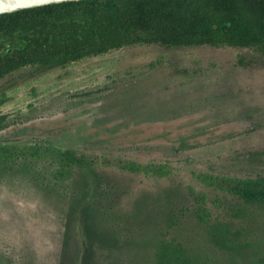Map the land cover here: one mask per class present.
I'll return each mask as SVG.
<instances>
[{
    "label": "rangeland",
    "instance_id": "374dc122",
    "mask_svg": "<svg viewBox=\"0 0 264 264\" xmlns=\"http://www.w3.org/2000/svg\"><path fill=\"white\" fill-rule=\"evenodd\" d=\"M242 183H264L262 48L139 43L0 78V264H153L166 241L264 264Z\"/></svg>",
    "mask_w": 264,
    "mask_h": 264
},
{
    "label": "trees",
    "instance_id": "16d2710c",
    "mask_svg": "<svg viewBox=\"0 0 264 264\" xmlns=\"http://www.w3.org/2000/svg\"><path fill=\"white\" fill-rule=\"evenodd\" d=\"M139 43L264 49V0H75L0 14V78L23 66L42 70ZM80 165L82 156L64 152ZM240 199L264 204V183H242ZM199 220L226 239L223 222ZM153 264H199L174 241L159 244Z\"/></svg>",
    "mask_w": 264,
    "mask_h": 264
},
{
    "label": "clouds",
    "instance_id": "9594fccd",
    "mask_svg": "<svg viewBox=\"0 0 264 264\" xmlns=\"http://www.w3.org/2000/svg\"><path fill=\"white\" fill-rule=\"evenodd\" d=\"M47 2L48 0H15V3L5 4L4 0H0V5H2V7H0V14H2L5 11V9L14 11L20 7L30 6L34 4H43Z\"/></svg>",
    "mask_w": 264,
    "mask_h": 264
},
{
    "label": "water",
    "instance_id": "95a60500",
    "mask_svg": "<svg viewBox=\"0 0 264 264\" xmlns=\"http://www.w3.org/2000/svg\"><path fill=\"white\" fill-rule=\"evenodd\" d=\"M64 1H75V0H48L47 3H43V4H34V5H30V6H24V7L17 8V9L14 10V11L22 10V9H26V8L37 7V6H42V5L53 4V3H60V2H64ZM4 3H5V4H12V3H15V0H4ZM0 7H2V5H0ZM9 12H13V11L8 10V9H5V11H4L3 13H9ZM3 13H2V14H3Z\"/></svg>",
    "mask_w": 264,
    "mask_h": 264
}]
</instances>
